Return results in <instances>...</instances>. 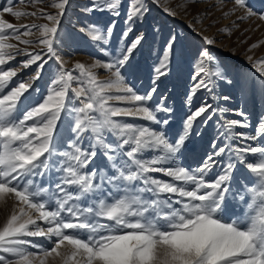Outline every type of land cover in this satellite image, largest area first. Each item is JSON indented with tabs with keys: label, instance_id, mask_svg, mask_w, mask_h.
Masks as SVG:
<instances>
[{
	"label": "snow or ice",
	"instance_id": "obj_1",
	"mask_svg": "<svg viewBox=\"0 0 264 264\" xmlns=\"http://www.w3.org/2000/svg\"><path fill=\"white\" fill-rule=\"evenodd\" d=\"M155 2H130L124 28L115 36L124 0H90L82 9L85 15L106 12L114 19L108 25L86 20L69 31L68 40L90 37L101 54L90 64L71 66L60 55L65 43L61 22L70 0L52 3L55 14L43 8L14 10L13 0L0 5L14 18L47 21L17 25L0 15V201H15L0 226V264H46L49 257L60 264H264V114L254 134L236 131L251 127L248 114L242 107L225 106L231 94L215 91L219 80L236 89L241 100L257 87L264 94V55L246 58L259 74L257 85L227 65L213 64L216 57L208 47L198 49L182 129L169 137L174 109L168 95L160 94L155 105L152 101L160 80L171 74L179 35L166 38L149 89L138 93L129 79L140 71L134 54L146 39L145 33L132 34ZM195 3L199 0L178 7L187 11ZM229 11L238 13L237 30L253 17L264 22V12L253 10L248 0H231ZM159 31L153 27L154 35ZM219 31L231 34L232 29L221 26ZM197 35L204 45L215 43L202 30ZM261 44L264 40L250 48ZM17 57L22 59L14 68ZM49 61L47 94L24 111ZM33 67L34 75L21 80L20 73ZM96 69L107 70L110 77L99 79ZM201 90L205 96L196 106ZM229 112L242 119H227ZM217 116L218 135L209 149L197 151ZM65 120L66 144L58 138ZM190 152L196 167L181 164ZM250 156L257 159L250 161ZM242 171L247 177L234 187L233 178ZM241 203L247 210L233 217L232 209Z\"/></svg>",
	"mask_w": 264,
	"mask_h": 264
},
{
	"label": "rangeland",
	"instance_id": "obj_2",
	"mask_svg": "<svg viewBox=\"0 0 264 264\" xmlns=\"http://www.w3.org/2000/svg\"><path fill=\"white\" fill-rule=\"evenodd\" d=\"M8 0H0V5H7ZM58 2V0H41V2L35 4H29L26 2H21V0H13L12 7L14 10L20 11H37L40 8L45 9L53 14L56 10L51 7V4ZM135 3V0H124L121 7V15L117 19L115 36L121 34L124 28L125 11L129 7V3ZM147 3V0H145ZM192 0H156L155 3H151L148 6L150 11L147 14L146 19L136 25L135 31L132 34L134 38L135 35L140 33L146 34V39L143 46L135 52L134 63H136L140 69L135 77H130L133 81L135 90L138 93H143L146 89L150 87V77L152 75V69L155 65L159 63V59L162 56L161 50L164 46L166 38L170 34H178L180 42L176 45L177 55L171 59V74L164 77L159 82V90L157 97L154 98L152 104L158 102V96L160 94L168 95V104H170L174 109V115L171 119L170 124L167 126V133L169 137H174L182 129L181 117L185 115L186 111V97L185 92L191 87V76L190 72L192 67L195 65V60L193 56L196 54L197 50L202 47H208L216 60L213 64L216 65H227L229 70L233 73H240L245 76L252 77L253 83L257 84L259 81L256 79L258 73L251 67V64L246 59L248 56H252L255 60L256 58L264 55V44L253 49L250 45L258 41L264 40V22H260L255 17L251 20H246L240 24V28L237 30L233 25L235 16L238 13H232L231 0H199V3H195L191 8L185 11L182 7L178 5L184 3H191ZM90 3V0H70V4L66 10V14L62 19V29L61 34L65 37V43L60 51L61 58L67 62L69 66L72 63L79 61L86 64H90L94 59L100 57L98 49L90 42V37L77 36L74 40H68L67 36L69 31L73 29L74 26L82 24L84 21L95 22L101 25H108L111 23L114 17L110 16L106 12H94L91 15H85L82 9ZM249 5L253 10L257 12H264V0H248ZM168 8L170 11L175 12V16L169 15L164 11ZM223 11H229V15L222 16ZM199 12V15H194V13ZM0 15L4 19L9 20L17 25L22 24H32V23H45V19L37 16H27L14 18L10 14L2 13V7H0ZM210 21H214L210 24ZM192 25V27H190ZM159 27L161 31L153 34V27ZM221 26H230L232 31L231 34L219 31ZM203 31V35H207L214 39L215 43L213 45H204L200 36L197 33ZM22 57H17L16 61L11 63V66L17 68L20 66V61ZM53 61H49L46 66L44 73L38 81L35 82L34 88L30 90V95L26 101V106L24 111L28 107H34L36 104L42 102L44 96L47 94V88L51 84L50 71ZM209 67L212 65L209 64ZM55 69H52L54 71ZM215 69L213 68V71ZM96 74L99 79H106L110 77V73L107 70L96 69ZM35 73V68L31 70H23L20 73V79L27 81ZM194 74V73H193ZM40 89L37 93L35 89ZM216 93L219 95L231 94L232 99L225 106H230L233 108L242 107L244 111L248 114V119L251 127L247 129L237 128L236 131H244L248 133H255L258 127V122L262 114H264V94H261L259 88H255L250 91L241 100V97L236 89L228 88L223 86V82L216 81ZM205 92L201 90L196 97V106H199V102L204 98ZM223 104V102H221ZM23 112L20 113L22 115ZM162 115V114H159ZM167 118V117H165ZM129 121L132 118H125ZM219 117L217 116L204 130L203 139L199 141L196 148L197 151L201 149H209L211 147V140L214 136L218 135L215 129V124ZM227 119H242L229 112L227 114ZM139 124H148L150 122L142 121L137 119L135 121ZM68 121L65 120L58 128V138L64 137V143L66 144V127ZM253 146H256L254 143ZM151 156V153L147 154ZM182 166L196 167V162L193 159V154L190 152L187 154V159L181 157ZM256 157H249L250 161L256 160ZM101 158L98 157L96 163L100 164ZM258 162V161H257ZM160 176L162 179H169L163 177L162 174H153ZM247 177V172L242 171L237 173L233 178V185L236 186V181L241 177ZM215 176L210 177L214 179ZM15 203L14 200L0 201V226L6 221L8 215L12 211V206ZM247 210V205L241 203L238 207L232 209V216L240 215L243 216L244 212ZM43 224V222H41ZM37 243L46 244L48 247V242L44 238L32 237L28 238ZM30 251H35L30 249ZM46 264H60L59 260L53 261L49 257Z\"/></svg>",
	"mask_w": 264,
	"mask_h": 264
}]
</instances>
